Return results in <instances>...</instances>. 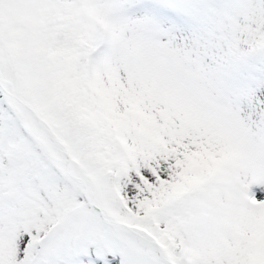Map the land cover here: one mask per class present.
Listing matches in <instances>:
<instances>
[{
  "label": "snow or ice",
  "instance_id": "obj_1",
  "mask_svg": "<svg viewBox=\"0 0 264 264\" xmlns=\"http://www.w3.org/2000/svg\"><path fill=\"white\" fill-rule=\"evenodd\" d=\"M0 264H264V0H0Z\"/></svg>",
  "mask_w": 264,
  "mask_h": 264
}]
</instances>
